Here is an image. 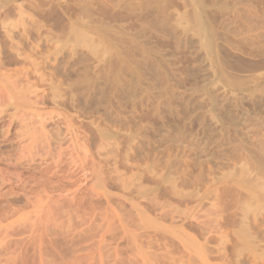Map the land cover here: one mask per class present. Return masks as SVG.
I'll list each match as a JSON object with an SVG mask.
<instances>
[{"label": "rangeland", "instance_id": "374dc122", "mask_svg": "<svg viewBox=\"0 0 264 264\" xmlns=\"http://www.w3.org/2000/svg\"><path fill=\"white\" fill-rule=\"evenodd\" d=\"M0 264H264V0H0Z\"/></svg>", "mask_w": 264, "mask_h": 264}]
</instances>
